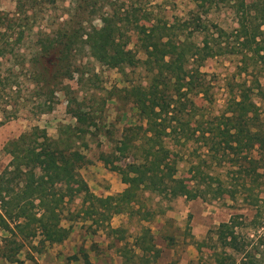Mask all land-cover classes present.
Wrapping results in <instances>:
<instances>
[{
  "label": "trees",
  "instance_id": "trees-1",
  "mask_svg": "<svg viewBox=\"0 0 264 264\" xmlns=\"http://www.w3.org/2000/svg\"><path fill=\"white\" fill-rule=\"evenodd\" d=\"M194 1L197 8L190 11L183 26L164 24L152 18V14L132 8L106 16L101 28L92 26L89 30L80 25L76 29L63 28L52 35L45 34L49 39L46 38L43 45L36 46L30 56L19 54L20 58L16 48L25 35L24 23L29 17L25 7L34 0H19V9L13 14L0 11V58L8 60L10 54L12 63L5 77L0 74V91H8L14 100L21 93L24 74H29L27 81L33 85L34 95L40 96L43 90H48L54 97L59 80L73 79L74 73L79 71L70 65L73 51L67 52L72 46L74 49L79 46L78 43L89 47L95 60L109 64L124 75L128 67H137L140 60L133 51L124 52L116 47L117 23L152 24L149 31L142 32L141 42L142 47L153 51V59L147 63L152 76L148 86L121 90L133 101L139 118L145 123L124 130L115 148L116 155L129 161L117 166L127 186L123 193L99 197L91 192L80 174L81 169L91 163L81 150L89 148L85 137L91 135L92 130H100L92 111L70 107L68 114L76 124L62 126L57 139L49 137L46 130L34 128L31 133H24L8 143L5 149L12 160L0 176V229L7 234L0 255L7 262L17 263L23 243L39 236L49 245L66 242L72 227L63 223L74 218L65 216V207L79 198L88 218H96L109 227L118 211L142 214L138 205L143 192L169 201L190 195L205 197L207 192L211 193L212 182L197 183L195 191L176 178L178 160L169 147L171 139L179 143L203 141L212 164L222 165L227 161L228 169L243 179V192L248 194L244 201L257 207L259 217L257 190L261 189L259 180L264 171V118L253 100V89L247 84L240 85L238 94L228 101L226 111L213 118H206V106H200L196 99L203 95L202 98L208 100L211 95L210 85L199 67V63L209 58L232 55L240 57L242 73L248 74L252 67H261L264 71V0ZM215 5L232 11L236 28L228 31L207 19L208 9ZM1 66L2 62L0 69ZM8 107L10 110L4 108V113L7 121H11L26 106ZM36 107L42 114L54 109V106ZM77 139L82 141L79 146ZM255 147L258 153L252 156L248 151ZM203 162L207 165L209 161ZM207 178L215 179L210 174ZM218 181L220 186L213 192L214 197L223 195L220 188L224 187V182ZM143 215L142 219L147 221L150 215ZM242 217L234 216L215 229L221 248L230 251L226 257L217 254V264H228L227 260L231 259L237 264L234 255L244 256L239 264H260L256 257V260L251 259L242 239L239 231ZM111 232L118 233V230L111 228ZM136 245L141 252L156 249L155 245L146 246L143 242Z\"/></svg>",
  "mask_w": 264,
  "mask_h": 264
},
{
  "label": "rangeland",
  "instance_id": "rangeland-1",
  "mask_svg": "<svg viewBox=\"0 0 264 264\" xmlns=\"http://www.w3.org/2000/svg\"><path fill=\"white\" fill-rule=\"evenodd\" d=\"M132 8H140L164 24L183 26L190 11L196 10L197 6L194 0H34L25 7L29 17H26L25 35L16 54L30 56V52L48 38L45 34L52 35L63 28L76 29L80 25L89 30L92 26L101 28L106 16ZM18 9L19 0H0L1 12L13 14ZM208 11L210 22L228 31L237 27L236 18L228 7L215 5ZM117 24L114 33L116 47L124 52L133 51L140 60L137 67H128L125 75L109 64L95 60L89 47L78 43L79 46L75 49L72 46L67 52L73 51L70 65L79 71L74 73L73 79L59 80L54 97L48 90H43L40 96L34 95L33 85L27 81L29 74L21 76V93L15 100L8 91H0V176L12 160L5 149L10 141L31 133L34 128L46 130L49 137L57 139L62 126L76 124L73 116L68 114L71 107L92 111L100 129L92 130V134L85 137L89 148L81 150L91 163L81 169L82 178L91 192L99 197L116 196L125 191L127 186L122 182L117 166H124L129 161L116 155L115 148L124 130L145 123L139 118L133 101L122 91L150 83L152 76L147 63L153 59V51L150 47L147 50L142 47L141 38L144 36L142 32L149 31L152 24ZM8 56V60L0 58L2 77L12 67L11 55ZM199 67L211 92L208 100L203 99V95L196 99L200 106H206V118L222 115L242 84L253 89V100L264 118V71L261 67H252L248 74H244L240 57L232 55L209 58L199 63ZM8 106L26 107L16 119L7 121L4 108L10 110ZM36 106H54V109L42 114ZM77 141L79 146L82 141ZM168 142L177 155L176 178L195 191L198 190L197 183L212 182L211 193L207 192L205 197L190 195L169 201L143 192L138 205L142 214L118 211L109 227L96 218H88L79 198L65 207V216L74 218L63 223L72 227L66 242L49 245L39 236L23 243L24 247L16 257L17 263H9L0 255V264H217V254L226 257L230 251L221 248L215 229L234 216H243L239 219L243 222L239 231L251 259L264 264V171L259 180L261 189L257 190L260 198V215L257 217V207L244 201L248 194L243 192V179L228 169L227 161L222 165L212 164L211 154L203 141L179 143L171 139ZM257 151L255 147L248 152L256 156ZM206 160L209 161L207 165L203 162ZM208 174L215 177L214 181L207 178ZM218 180L224 182L225 188H220L222 196L214 197L213 192L220 186ZM204 185L201 186L203 191ZM143 214L150 215L147 221L142 219ZM111 228L117 229L118 233H112ZM5 237L7 234L0 229V249ZM138 242L155 245L156 249L141 252L136 245ZM243 257L234 255L233 258L239 264ZM227 263L234 264L232 259Z\"/></svg>",
  "mask_w": 264,
  "mask_h": 264
}]
</instances>
